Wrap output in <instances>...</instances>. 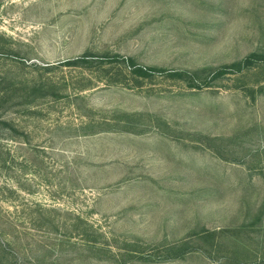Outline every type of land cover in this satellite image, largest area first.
I'll return each instance as SVG.
<instances>
[{"label":"rangeland","instance_id":"rangeland-1","mask_svg":"<svg viewBox=\"0 0 264 264\" xmlns=\"http://www.w3.org/2000/svg\"><path fill=\"white\" fill-rule=\"evenodd\" d=\"M252 54L264 0H0L9 262L264 264V61L215 76Z\"/></svg>","mask_w":264,"mask_h":264},{"label":"trees","instance_id":"trees-1","mask_svg":"<svg viewBox=\"0 0 264 264\" xmlns=\"http://www.w3.org/2000/svg\"><path fill=\"white\" fill-rule=\"evenodd\" d=\"M103 60L101 61H113V62H117V61H120V62H125V59L124 58H121L120 56H114L112 58H109V57H105V58H102ZM83 60V59H81ZM264 61V57L263 56H259V55H249L245 58H243L241 61L237 62V63H233L231 65H228V66H225V67H222L220 70L216 71L215 73V76L216 77H219V76H222L224 74H227V73H230V72H234V73H240L241 71H243L244 69L248 68V67H251L254 63H258V62H262ZM128 66L131 67V70L133 73H137L139 75H144V74H152V73H165L164 70L162 69H155V68H148V69H142V68H134V64L132 61L130 60H127L126 61ZM170 76H173V77H177V78H181L182 77V73L180 72H174L172 73ZM0 104H1V101H0ZM0 109H1V105H0ZM9 122L8 120L4 119L2 116H0V139H1V136L4 135L7 131H10L8 130L9 129ZM3 154V153H1ZM8 248V244L5 243L4 241H2V238L0 236V254H2L1 256V259H0V264H18V260L17 258H15L14 256L11 257V260L9 262L8 258L7 257V249ZM10 259V258H9ZM2 261H6L8 263H4Z\"/></svg>","mask_w":264,"mask_h":264}]
</instances>
